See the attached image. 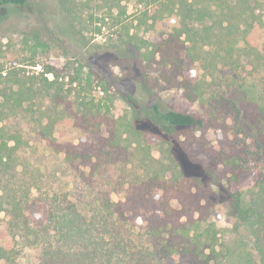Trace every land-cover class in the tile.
I'll return each mask as SVG.
<instances>
[{"label": "trees", "instance_id": "1", "mask_svg": "<svg viewBox=\"0 0 264 264\" xmlns=\"http://www.w3.org/2000/svg\"><path fill=\"white\" fill-rule=\"evenodd\" d=\"M27 2L0 0V10L3 6H25ZM143 15V22H147V36L132 34L113 46L111 66L119 67L120 74L109 76L91 62L78 63L76 74L69 78L70 86L63 93L59 76L50 64L44 65L42 71L27 79L16 78V73L4 75L9 85L0 93V173L4 177L9 174L14 177L30 168L26 160L30 158L26 154L28 141L18 128H9L2 123L12 111V107L8 106L20 105L31 98L32 88L27 87L29 84L38 82L43 85L45 92L53 86L58 88L55 95L59 102L69 94L73 96V104L79 112V122L75 123L81 130H92L88 127V121L100 114V102H96L94 96L96 89L101 93L111 91L129 108L128 115L122 121L114 119L118 124H113L111 140L116 143L125 135V141L135 143L138 147L141 142L146 144L149 153L151 144L157 143L165 156H151V159L165 166L160 177L165 175L168 168L175 169L187 185L184 194L188 199L182 201L177 210H170L174 219L169 218L166 206L162 213H151L152 223L148 225L146 233L154 235L158 241L153 246L143 242V251L140 253L128 250L136 245L132 242L134 238L129 227L132 209L126 206V202L103 196L96 200V212H84L83 216L77 212L75 203H69L67 216L71 220V227L67 234L71 236L70 241L74 240L72 233L77 232L84 236V241H89L90 226H97L96 231L110 241L105 251L115 253L116 264L139 263L146 256L155 259V264H173L175 259L181 264H215L233 258H237L238 264H264V201L258 206L245 203L240 180L246 169L248 152L228 134L226 116H222L220 121L217 116L225 114L224 105L227 107L232 103L231 109L240 113L239 106L235 102L223 103L219 99L213 102L207 100L206 106L203 104L206 98L204 76L213 77L223 69L231 71L234 81L240 80V83L232 84L233 88L246 90L250 95L249 101L264 103V0H160L157 5L146 8ZM47 73L52 74L53 78L48 79ZM80 73H85L84 77L80 78ZM248 79L257 81L255 90H251L255 88L254 82ZM160 82L179 88L189 101L199 102L202 114L170 108L154 89ZM13 85H16L15 89H12ZM57 113L58 117L46 116L45 123L39 122L40 127L36 132L42 139L54 140V124L64 119L61 109ZM207 124L214 129L219 128L221 134L217 144L205 148V154L198 156L192 150L190 131L202 130ZM53 145L52 156L59 160L57 163L49 162L48 156L51 155L45 151L32 152V187L42 188V178L49 176V172L50 175L57 172L62 162L79 159L78 163L84 164L82 160L92 157L83 151L84 148L72 143L55 142ZM87 146L90 150L94 147L92 142ZM212 154L217 155V164L221 165V169H217L213 163L200 165L203 159H210ZM193 165H199L201 172L199 170L197 174ZM200 174L206 175V178ZM221 181L229 185L228 199L234 208V214L227 219L235 233L240 234V230L246 226L255 234L251 249H247V242L242 236L240 246L236 239V243L226 247L225 253L221 254L218 248V232L209 219L215 211L211 196ZM9 185L7 183L0 188V213H12L16 231L28 228L27 208L31 185L24 186L19 195L16 194L17 188ZM181 216L184 220H180ZM36 217L41 219L42 215ZM53 220L58 233L67 230L68 226L60 220ZM3 222L0 217V226ZM45 223L46 218L42 224ZM42 228L46 230L47 227ZM32 232L35 236L39 235L36 230ZM5 238L3 233L0 259L8 260L12 257L14 247Z\"/></svg>", "mask_w": 264, "mask_h": 264}, {"label": "rangeland", "instance_id": "2", "mask_svg": "<svg viewBox=\"0 0 264 264\" xmlns=\"http://www.w3.org/2000/svg\"><path fill=\"white\" fill-rule=\"evenodd\" d=\"M159 2L160 0H28L21 7L3 6L0 10V93L9 85L4 79L6 73H16V78L27 79L42 71L46 64L55 68L62 93L70 86L69 78L76 74L78 63L91 62L109 76L120 74L119 67L111 66L113 46L132 34H137V37L147 36V22H143L144 10ZM82 71L85 72L86 69L83 68ZM197 73L200 74L199 70ZM46 75L48 79L53 78L50 73ZM84 75L85 73H80L79 77ZM204 77L205 106L207 100L213 102L218 99L223 103L232 101L239 106L240 113L231 109L232 103V106L224 105L222 108L225 114L217 116L218 121L226 116L228 134L233 136L239 147L248 152L246 169L240 181L244 188L245 203L258 206L264 201V103L249 101L250 95L246 90L233 88L232 84H238L240 80L234 81L228 69L218 71L213 77ZM251 81L255 84V88H251L253 91L257 81ZM27 87L32 88L31 98L22 101L20 105L8 106L12 107V111L2 123L9 128H18L28 141L26 154L30 158L26 160L30 163V168L14 177L11 174L4 177L0 173V188L10 183L9 186H15L16 194L19 195L24 186L31 185L27 208L29 227L16 231L12 213H0L4 220L0 226V240L5 233V239L14 247L12 257L8 260L0 259V264H116L115 253L105 251L110 241L96 231L97 226H90L91 238L87 242L78 232L72 233L73 241H70L71 236L67 234L71 227V220L67 216L68 204L75 203L77 212L82 216L84 212L94 214L97 210L96 200L103 196L113 201L126 202V206L132 209L129 227L134 238L132 242L136 246L128 250L142 252L143 242L153 246L158 239L146 233L148 225L152 223L151 213H162L166 206L169 218L174 219L170 210H177L182 201L188 199L184 194L187 185L173 168H168L165 175L160 177L165 166L151 159V156H165L157 143L151 144L149 153L146 144L141 142L138 147L135 143L125 141V135L116 143L111 140L113 124H118L114 119L122 121L128 115L127 104L111 91L101 93L97 88L94 96L95 101L100 102V114L88 121V127L92 130H81L76 124L79 122V112L73 104V96L69 94L59 102L55 95L58 88L54 86L48 88L47 92L38 82ZM15 88L16 85H13L12 89ZM154 89L172 109L199 114L203 112L201 104L183 97L179 88L160 82ZM90 93L91 91L88 95ZM59 109L62 110L64 119L60 124H54V140L42 139L36 132L40 127L39 122L45 123L48 116L58 117ZM219 134V128L214 129L208 124L202 130L190 131L192 150L202 156L205 148L218 143ZM55 142L72 143L84 149L87 147L83 151H87L92 157L90 160H82L84 164H79V159L62 162L60 169L56 168L57 172L50 175L51 172L48 171L49 176L42 178V188L32 187V152L45 151L51 155L48 156L49 162L57 163L59 160L52 156ZM90 142L94 146L91 150L87 146ZM69 156L73 157L71 154ZM217 162V155L212 154L210 159H203L200 165L213 163L217 169H221ZM194 167L197 174L199 170L201 172L199 165ZM200 176L206 178V175ZM228 188V183L221 181L217 191L211 196L215 211L209 220L213 221L218 232L221 254L225 253L226 247L236 242L240 246V236L245 238L247 249H251L250 244L255 237L246 226L240 230V234L233 231L227 219L234 214V208L228 199ZM49 209H53L51 216ZM40 215L41 219L35 218ZM44 218L46 223L42 224ZM49 218L51 223L48 222ZM53 219L68 226L67 230L58 233ZM180 220H184V217L181 216ZM42 227L47 228L44 230ZM32 230L38 231L39 235L35 236ZM155 263V259L146 256L135 264ZM173 264L181 263L175 259ZM215 264L238 263L237 258H233Z\"/></svg>", "mask_w": 264, "mask_h": 264}]
</instances>
